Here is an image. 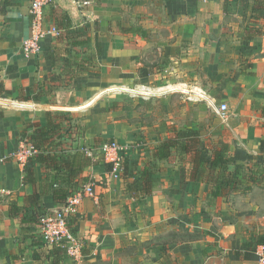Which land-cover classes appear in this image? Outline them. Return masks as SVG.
Segmentation results:
<instances>
[{"label":"crops","instance_id":"obj_1","mask_svg":"<svg viewBox=\"0 0 264 264\" xmlns=\"http://www.w3.org/2000/svg\"><path fill=\"white\" fill-rule=\"evenodd\" d=\"M169 1L54 0L45 10V20L48 25H56L59 34L47 35L41 41L42 49L28 55L22 45L31 34L32 0H0V264H257L248 255L251 252L244 242L249 238L241 226L247 221L263 220L264 204L257 200V194L264 190V182L252 181L214 198L206 179L210 165L204 171L205 166L199 167L193 152L178 155L174 151L169 158L158 159V146L170 136L161 138L152 127L151 138L136 145H131L134 132L125 136L104 127L105 119L112 114H95L89 121L83 117V127L73 131L74 110H89L95 105L101 108L104 94L118 89L101 88L93 78L83 89L74 85V91H70L73 100L69 102L42 98L48 90L40 89V80L47 83L50 78H57L75 83L90 74L95 64L102 63L103 57L94 51V46L95 39L107 46L103 31L115 32L114 43L110 40L118 48L111 61L127 59L132 63L130 57L136 54L133 38L147 36L145 24L155 20L153 8L164 7ZM224 2L210 0L205 7L208 37H204V43L228 49L241 45L239 31L243 36L252 33V64L228 79L221 91L223 99L233 103L227 122L233 134L224 141L230 143L237 161L244 163L248 154L264 155V9L256 11V0H228L226 9ZM226 14L239 20L245 18L254 27L224 24L227 21L222 18ZM217 24H224L222 29L229 33L220 36L222 40L209 38ZM175 43L179 45L180 41ZM81 51L88 53L72 54ZM172 89L167 87L166 91ZM7 90L12 95H24L12 105L5 104L6 95L12 96ZM111 109L114 114L118 111ZM48 112L68 115L61 120L64 130L53 137L58 148L74 150L83 143L93 157V164L85 167L78 178L80 184H91L93 193L69 218L83 243L79 260L47 245L37 222L42 213L63 205L53 196L54 168L34 157L27 165L9 158L22 138L27 140L25 135L47 123ZM119 123L114 121L111 126L119 127ZM104 138H120L123 144L128 143L127 152L122 153V166L117 170L102 154ZM137 178L152 180L153 193L143 195L129 189L128 183Z\"/></svg>","mask_w":264,"mask_h":264},{"label":"rangeland","instance_id":"obj_2","mask_svg":"<svg viewBox=\"0 0 264 264\" xmlns=\"http://www.w3.org/2000/svg\"><path fill=\"white\" fill-rule=\"evenodd\" d=\"M209 2L210 0H197V2L195 0H170L164 4V7L153 8L155 9L153 15L155 20H152L150 25L145 24L149 31L147 36L133 38L136 41L134 46L136 54L130 57L133 60L132 63H128L126 57H122L126 60L111 61L118 48L112 46V40H110L113 39L114 43L116 38L112 37H115V32L110 30H106L105 33L101 32L107 46L103 47V42L95 39L94 51L98 55H102L103 61L101 64L97 63L93 66L94 68L91 70L93 76L90 78L91 73H86L82 79L75 83H72L73 80L62 82L57 78H50L47 83L40 80V89L48 90L46 97L42 98L49 101L52 99L57 101L59 98L63 100V103L69 102L70 99L73 100L74 96L70 94V91H74L71 88L78 84L77 87L83 89L84 86L91 83L90 80L93 78L96 85H100L101 88L118 89H109L104 94L106 99L101 108L95 105L89 110V107L74 110L76 116L73 121V131H77L78 127H83L81 124L83 117L89 121L95 114L99 116L101 113L103 116L112 114V116H107L108 119H105L107 123H104V127L108 126L111 132L117 131L125 136H131V132H134V142L132 143L133 139L127 141L132 143L131 145L141 144L145 141L143 139L151 138V127L156 133H159L161 138L175 136L176 131L194 129L199 133L204 152L210 157L213 150L227 136L233 134L228 120H222L211 105L212 103L226 102L230 111L233 110V103L228 99H223L224 95L221 91L228 79L235 78L243 66L248 68L252 64L253 52L249 50L251 47L249 43L253 37L251 32L243 36L244 34L239 31L241 45L235 44L234 47L228 49L222 46H207L206 42L204 43V37L207 39L208 33L205 31L206 24L204 25V23L207 20L205 7L209 5ZM191 5L196 10L191 9ZM210 11L212 8L208 10V12ZM222 20L227 21L224 23L227 25L234 22L239 23L243 28L245 25L250 26L249 23H246L245 18L239 20L230 14L224 15ZM224 24L222 26L217 24L209 38L215 37L222 40L220 36L228 35L225 28L222 29ZM179 41V45L175 43ZM126 48V46L123 47V49ZM84 53L81 51L72 54L86 56L88 52ZM171 86H177V88L166 91L167 87ZM122 87L123 89H119ZM191 88H201L207 97L190 99L191 93L187 90ZM58 89L59 91H57ZM175 89L178 90L175 91ZM58 92L62 93L58 94ZM23 95L24 93L16 92L12 96L6 95L2 101L12 105L18 97ZM110 103H113L111 107L118 109L116 114L111 113V107L106 106ZM117 120L121 125L119 127L111 126V123ZM22 139L25 140V138ZM104 140L101 144L109 141L107 138ZM113 140L125 147L123 150L125 155L128 143L123 144L120 142V138ZM245 160L244 163L248 171L264 169V155L248 154ZM204 166L203 170L207 171L208 163L206 162ZM257 195H259L257 200H263L264 204V190ZM262 209L264 214V205ZM241 228V231L249 238L244 242L247 250L251 252L248 255H252L257 261L256 251L259 245L264 244V217L262 221L257 220L253 223L247 221Z\"/></svg>","mask_w":264,"mask_h":264},{"label":"trees","instance_id":"obj_3","mask_svg":"<svg viewBox=\"0 0 264 264\" xmlns=\"http://www.w3.org/2000/svg\"><path fill=\"white\" fill-rule=\"evenodd\" d=\"M227 3L228 0H225V9L227 8ZM255 8L256 11L264 9V0H256ZM6 93L12 95V91L7 90ZM65 116L68 115L58 113L55 116L52 112H48L47 123L43 126H36L31 134L25 135L26 141L31 143L37 150L34 158L54 168L53 196L55 200L60 201L62 204H65L71 194L84 187L83 184L79 183L78 178L85 167L93 164V157L88 152L90 149L86 145H83V143L78 145L76 149L70 150L62 147L58 148L59 145L53 142L54 135L62 131V129L64 130L62 121ZM58 118H60V122H57ZM198 134V131L194 129L176 131L175 136L164 139L160 143L156 150L157 158L167 159L172 156L174 151L178 155L190 152L195 153L196 163L199 167L205 165L206 162L210 165L206 179L211 184L214 198L221 196L227 189H238L248 185L252 181L258 183L264 182V169L261 168L259 171L251 169L248 171L246 165L237 161L234 157L229 142L222 141L213 150L212 155L208 157L209 155L204 152ZM261 152L264 154V141L261 142ZM124 172L127 175L126 168ZM140 178L135 179L132 183H128V188L141 192L143 195L152 194V180L147 179L148 177L145 179ZM44 214L42 213L40 218L37 219L39 226L41 223L40 219ZM52 248L62 251V249L56 246Z\"/></svg>","mask_w":264,"mask_h":264},{"label":"built area","instance_id":"obj_4","mask_svg":"<svg viewBox=\"0 0 264 264\" xmlns=\"http://www.w3.org/2000/svg\"><path fill=\"white\" fill-rule=\"evenodd\" d=\"M53 1L32 0L31 2V34L23 41L22 45L23 51L28 55L37 53L42 49L41 41L47 35L59 34V28L56 25H48L45 20V10ZM187 91L191 93L190 99L207 97L201 88H191ZM211 106L222 120H228L230 108L226 102L212 103ZM124 148L115 140L103 143L101 146L102 154L113 165L114 170L122 166ZM36 153L37 150L31 143L22 140L18 148L9 155V158L22 165H27ZM93 189L91 184L84 185L82 189L71 194L59 209L46 212L40 219V233L44 242L49 246L62 249L68 256L76 260L82 257L83 243L70 226L69 218L78 212L81 202L93 193ZM256 254H258L257 264H264V244L259 245Z\"/></svg>","mask_w":264,"mask_h":264},{"label":"bare ground","instance_id":"obj_5","mask_svg":"<svg viewBox=\"0 0 264 264\" xmlns=\"http://www.w3.org/2000/svg\"><path fill=\"white\" fill-rule=\"evenodd\" d=\"M173 88H177V86H174ZM178 89H175V91H177ZM180 90V89H179Z\"/></svg>","mask_w":264,"mask_h":264}]
</instances>
